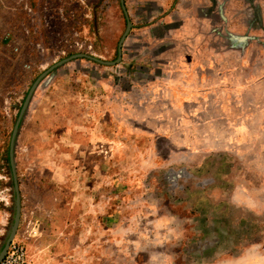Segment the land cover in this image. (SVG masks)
<instances>
[{"label":"rangeland","instance_id":"rangeland-1","mask_svg":"<svg viewBox=\"0 0 264 264\" xmlns=\"http://www.w3.org/2000/svg\"><path fill=\"white\" fill-rule=\"evenodd\" d=\"M18 198L24 264H264V0H0Z\"/></svg>","mask_w":264,"mask_h":264},{"label":"water","instance_id":"water-1","mask_svg":"<svg viewBox=\"0 0 264 264\" xmlns=\"http://www.w3.org/2000/svg\"><path fill=\"white\" fill-rule=\"evenodd\" d=\"M130 28H131V25H130V23H129V26H128V30H127V32H129ZM33 90H34V87H33ZM33 90H32L31 93L29 94V97L27 98V101H26V103H25V105H24V107H23V111H22V113H21V115H20V117H19V119H18V121H17L16 128H15V133H14V135H13V141H14V139H15V136H16V133H17V129H18L19 125H20V122H21L22 116H23V114H24V112H25V110H26V108H27V106H28L29 100H30V98H31V94L33 93ZM12 151H13V143H12V147H11V154H12ZM17 202H18V210H17V218H16V222H15V225H14V228H13V231H12V234H11V237L9 238V241L7 242V245H6L5 249L3 250V252H2L1 255H0V263L2 262V260H3L4 257H5V255L7 254V250H8L9 244H10L11 241L13 240V237L15 236V233H16V230H17L18 221H19V210H20V206H19V205H20L19 198H18V201H17Z\"/></svg>","mask_w":264,"mask_h":264},{"label":"built area","instance_id":"built-area-1","mask_svg":"<svg viewBox=\"0 0 264 264\" xmlns=\"http://www.w3.org/2000/svg\"><path fill=\"white\" fill-rule=\"evenodd\" d=\"M11 249L15 251L12 254H7L0 264H24L25 257L23 248L14 246ZM13 256H16L17 259L15 260Z\"/></svg>","mask_w":264,"mask_h":264}]
</instances>
